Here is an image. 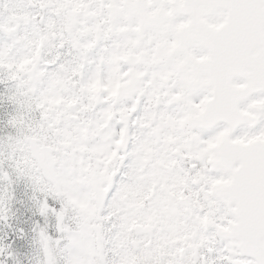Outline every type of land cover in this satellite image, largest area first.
Listing matches in <instances>:
<instances>
[{"label": "snow or ice", "instance_id": "6c2138e0", "mask_svg": "<svg viewBox=\"0 0 264 264\" xmlns=\"http://www.w3.org/2000/svg\"><path fill=\"white\" fill-rule=\"evenodd\" d=\"M0 264H264V0H0Z\"/></svg>", "mask_w": 264, "mask_h": 264}]
</instances>
